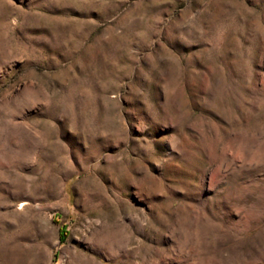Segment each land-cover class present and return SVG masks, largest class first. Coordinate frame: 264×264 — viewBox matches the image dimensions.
Returning a JSON list of instances; mask_svg holds the SVG:
<instances>
[{
    "label": "rangeland",
    "instance_id": "1",
    "mask_svg": "<svg viewBox=\"0 0 264 264\" xmlns=\"http://www.w3.org/2000/svg\"><path fill=\"white\" fill-rule=\"evenodd\" d=\"M0 264H264V0H0Z\"/></svg>",
    "mask_w": 264,
    "mask_h": 264
}]
</instances>
